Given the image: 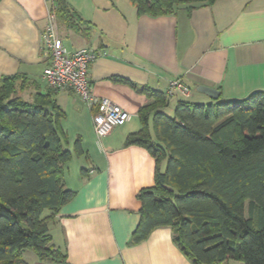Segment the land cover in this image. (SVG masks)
<instances>
[{
	"label": "crops",
	"instance_id": "obj_1",
	"mask_svg": "<svg viewBox=\"0 0 264 264\" xmlns=\"http://www.w3.org/2000/svg\"><path fill=\"white\" fill-rule=\"evenodd\" d=\"M65 1L92 24L88 36L64 27L59 33L65 46L98 52L88 71L93 93L111 99L129 118L109 136L98 138L96 109L73 91L53 90L65 119L74 117L71 144L81 138L90 166L82 164L71 175L68 163L65 180L70 174L69 188L77 194L51 225L52 244L64 250L65 261L37 258L35 264H193L175 243L171 226L157 227L140 243H130L141 218L138 193L155 185L156 160L145 147L127 141L142 126L136 118L148 102L143 87L167 93L173 80L187 85L190 94L176 91L169 98L170 109L180 101L209 104L264 91V0H216L162 15H139L131 0ZM53 3L0 0V78L22 74L35 81L25 91L29 100L35 92L49 90L43 72L50 58L42 34ZM199 85L218 89L219 97L198 91ZM193 88L197 92L192 94ZM83 168L89 170L85 175Z\"/></svg>",
	"mask_w": 264,
	"mask_h": 264
},
{
	"label": "trees",
	"instance_id": "obj_2",
	"mask_svg": "<svg viewBox=\"0 0 264 264\" xmlns=\"http://www.w3.org/2000/svg\"><path fill=\"white\" fill-rule=\"evenodd\" d=\"M131 1L139 15H162L216 0ZM53 2L58 24L89 35L92 24L75 8ZM30 84L37 83L22 74L0 78V264H30L28 249L40 261L63 263L66 253L52 244L51 225L77 194L65 176L73 156L84 152L82 140L70 147L54 91L29 100ZM142 91L148 97L139 111L142 126L127 145L149 150L156 177L138 193L141 218L130 243L171 226L193 264H264V91L209 104L180 101L173 116L165 113L168 93Z\"/></svg>",
	"mask_w": 264,
	"mask_h": 264
},
{
	"label": "built area",
	"instance_id": "obj_3",
	"mask_svg": "<svg viewBox=\"0 0 264 264\" xmlns=\"http://www.w3.org/2000/svg\"><path fill=\"white\" fill-rule=\"evenodd\" d=\"M43 48L50 62L43 72V80L54 91H73L77 97L91 108H96L93 116L94 130L98 138L109 136L112 131L126 122L129 113L107 97H97L89 79V66L98 57L92 48L81 47L69 50L60 36L55 11L50 12L49 23L42 34ZM176 91L189 95L190 88L179 79L173 80L168 95Z\"/></svg>",
	"mask_w": 264,
	"mask_h": 264
},
{
	"label": "rangeland",
	"instance_id": "obj_4",
	"mask_svg": "<svg viewBox=\"0 0 264 264\" xmlns=\"http://www.w3.org/2000/svg\"><path fill=\"white\" fill-rule=\"evenodd\" d=\"M58 28H59V32L62 30V29H66V28H64V26H62L61 24H58ZM197 91H196V89L195 88H193V91H192V94L193 93H196ZM191 99V98H190ZM165 113H167L168 115H170V116H173L174 115V108L173 109H170L169 107L168 108H166L165 109ZM136 120H137V122L141 125V123H140V120H139V118H136ZM73 121H74V117H73V115L72 114H69L68 115V117H67V119H65L64 120V125H65V127L66 128H68V129H70V132H69V134L72 136V137H74V135H76L75 134V132H74V130H73ZM86 130H84V134L85 135H87L88 136V132L86 131ZM86 136V137H87ZM86 140H89V138H86ZM71 148L73 149V141H72V144H71ZM81 156H83V157H81ZM74 155L73 156V161L71 160V163H70V171H71V175L74 173V172H76L79 168H80V170H81V165L82 164H84V167H89L90 166V162H89V157L88 156H86V155ZM78 158H80L81 160H79ZM82 161V162H81ZM67 170H69V169H67ZM71 175L69 174V176H68V181H67V183H66V186L67 187H69V185H68V183L70 184L71 182V180H72V178L70 179V177H71ZM25 257H26V259H27V261L30 263V264H35V260H37V256H36V253L32 250V249H28V250H26L25 251Z\"/></svg>",
	"mask_w": 264,
	"mask_h": 264
},
{
	"label": "water",
	"instance_id": "obj_5",
	"mask_svg": "<svg viewBox=\"0 0 264 264\" xmlns=\"http://www.w3.org/2000/svg\"><path fill=\"white\" fill-rule=\"evenodd\" d=\"M197 90L200 92H203L205 94H207L208 96H210L213 99H217L220 95V91L216 88H211L205 85H199L197 87Z\"/></svg>",
	"mask_w": 264,
	"mask_h": 264
}]
</instances>
